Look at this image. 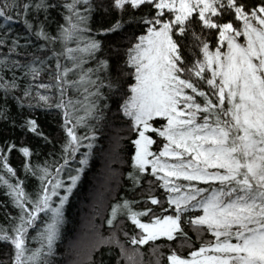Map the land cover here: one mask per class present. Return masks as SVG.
I'll return each mask as SVG.
<instances>
[{
    "label": "snow or ice",
    "instance_id": "snow-or-ice-1",
    "mask_svg": "<svg viewBox=\"0 0 264 264\" xmlns=\"http://www.w3.org/2000/svg\"><path fill=\"white\" fill-rule=\"evenodd\" d=\"M0 93V264H61L63 207L105 130L131 198L110 205L108 235L92 230L87 264H136L121 232L164 238L155 264H264V0H0Z\"/></svg>",
    "mask_w": 264,
    "mask_h": 264
},
{
    "label": "trees",
    "instance_id": "trees-1",
    "mask_svg": "<svg viewBox=\"0 0 264 264\" xmlns=\"http://www.w3.org/2000/svg\"><path fill=\"white\" fill-rule=\"evenodd\" d=\"M99 19V17H97ZM113 17L109 16L106 18L105 23L112 20ZM14 28H19V24L14 23ZM2 95V93H0ZM13 111L15 108L13 107ZM41 119L42 126L46 133H51L54 137L62 136L57 130V120L53 119L48 113L37 110ZM4 125L0 124V129H3ZM79 131L81 134H86L84 128H80ZM11 134V129L8 132L0 131V136H7ZM20 133L17 130L16 137L17 142H19ZM107 130H105V138H97V143L94 145L91 155L89 156L88 164L85 168L84 173L81 174L80 181L77 182L76 188L73 189L72 194L69 197L68 202L63 207L64 211V221L61 225V235L60 239L57 241V252L58 257L61 261V264H87L86 253L89 250L91 243V232L94 228H99L104 232V235H108V226L105 223V218L107 217L110 205L115 202L116 199L120 197L121 194L131 198V192L128 190V185L126 182L121 179L118 183L114 177V170L117 172H126L129 165L125 163L126 155L121 154L119 158L113 153L109 141L107 139ZM30 142L33 148L39 152V157L33 156V161H43L48 159L47 153L53 151L52 145H45L37 138L29 137L28 141ZM84 143H87L86 141ZM55 151L59 152V143H55ZM89 151L85 147H81L80 153L77 154L74 161L69 162V167L65 169L64 173H61V178L65 183H68L67 174L69 171L74 170L79 167V158L80 154L83 152ZM105 157V160H104ZM103 158V161H102ZM112 160L111 164L108 162ZM24 158L21 154L14 151L9 156V163L17 169V175L25 179V185L27 191H34L38 186L39 182L31 176L25 177L22 162ZM103 169V170H102ZM105 171V172H104ZM74 174V173H73ZM5 189L3 186H0V202L8 200V197L4 194ZM57 197H53L55 201ZM9 210L11 211V205L9 204ZM44 214H41L43 216ZM82 222V223H81ZM5 223L3 210L0 209V224ZM129 224V229H126L131 234V229H134V226ZM79 225L82 226L84 232L80 233L87 237L90 236L88 242H83L79 246L74 245L72 251H69V242L74 241L76 238V233L79 228ZM32 230H30L31 232ZM138 231V230H136ZM118 239L125 242V248L129 251L132 248H139L142 256H136V264H155V258L150 252V249L155 246H160V251L167 254L168 243L161 238L156 242H148L142 246H133L126 242L123 233H118ZM35 246V242H33ZM112 255L113 257L119 253V248L116 245H112ZM9 251L7 245L0 243V259H3V253ZM80 251V252H79ZM121 264H126L124 258H121Z\"/></svg>",
    "mask_w": 264,
    "mask_h": 264
},
{
    "label": "rangeland",
    "instance_id": "rangeland-1",
    "mask_svg": "<svg viewBox=\"0 0 264 264\" xmlns=\"http://www.w3.org/2000/svg\"><path fill=\"white\" fill-rule=\"evenodd\" d=\"M104 160H105V157H104ZM102 161H103V158H102ZM108 162L111 164V162H112V160H109L108 159ZM103 170V169H102ZM105 172V171H104ZM69 182V181H68ZM62 191V190H61ZM56 200H57V198H56ZM82 223V222H81ZM82 232H84V230H82V226L81 225H79V228H78V230H77V235H76V238L74 239V241H71V243L69 242V251H72V247H74V245L76 244V245H78L77 247L79 248V246H81L80 244L81 243H83V242H88V240H89V238H90V236L88 237V235H87V237L85 236V234L84 235H81L80 233H82ZM80 252V251H79Z\"/></svg>",
    "mask_w": 264,
    "mask_h": 264
}]
</instances>
